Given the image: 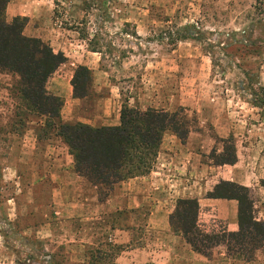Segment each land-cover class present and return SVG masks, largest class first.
<instances>
[{
  "label": "rangeland",
  "instance_id": "374dc122",
  "mask_svg": "<svg viewBox=\"0 0 264 264\" xmlns=\"http://www.w3.org/2000/svg\"><path fill=\"white\" fill-rule=\"evenodd\" d=\"M52 5L63 28L76 31L89 49L101 53L102 69L120 88L122 105L112 116L126 106L177 112L189 128L199 122L210 125L216 115L242 125L237 131L245 141L239 147L252 150L244 168L256 173L255 190L247 198L253 203L252 216L264 223V188L259 186L264 178V0H52ZM186 27L191 28L190 39H182ZM18 79L0 70V216L8 199L17 212L10 229L16 238L1 233L2 261L115 264L120 247L104 246L101 224L90 219L88 207L76 222L65 218V211L58 216L49 209L56 235L48 247L35 235L23 234L29 227L37 230L41 222L39 204L47 199L43 189L54 185L53 171L73 164L60 137L42 127L44 121L33 109H26ZM79 88L73 90L85 98L73 124L78 118H95L100 111L96 98L106 94L94 93L92 77L86 89ZM208 128L212 136V126ZM207 148L221 151L219 142L211 141ZM215 153L204 161L215 163ZM8 167L16 171L15 183L3 178ZM222 227L214 234L222 233ZM208 253L209 264H264V245L245 256H229L223 246Z\"/></svg>",
  "mask_w": 264,
  "mask_h": 264
},
{
  "label": "crops",
  "instance_id": "0c3cea01",
  "mask_svg": "<svg viewBox=\"0 0 264 264\" xmlns=\"http://www.w3.org/2000/svg\"><path fill=\"white\" fill-rule=\"evenodd\" d=\"M17 17L27 20L23 30L24 36L41 40L48 44L55 54L61 53L66 59L46 85L50 94L63 101L62 119L66 122L74 120L76 111L82 104L83 99L74 97L72 80L76 70L85 67L91 73L94 93L106 94L96 98V105L100 109L96 117L92 120L78 118L79 122L92 127L118 126L120 110L116 111V116L112 114L115 113V107L122 105L120 88L110 82V73L102 69L101 53L89 49L77 37L76 31L63 28L58 19L54 18L52 0H9L5 18L10 22ZM175 99L173 95L170 103L174 105ZM173 105L170 104V107ZM206 112L207 109H202L203 114ZM216 116L217 119L213 123L210 122V125L207 122H199L197 128L190 127L184 141L172 133H165L153 169L144 176L116 184L102 199L96 187L74 172L73 165L61 171H53L51 176L54 185L51 190L47 187L43 189L47 199L39 204L41 222L37 230L33 231L29 227L23 234L35 235L48 247L50 238H55L56 235V224L51 221L53 214L49 209L58 216L65 211V218L73 217L76 222L84 217L82 211L88 207L90 219L101 224L99 230L104 233V246L111 244L120 247L115 264H209L207 259L194 252L180 235L172 232L170 216L175 210L176 202L179 199L197 201V225L207 234L218 232L219 224L223 225L222 229L226 232H237L238 201L215 198L211 194L222 182L242 186L249 192L255 190L256 186V173L244 168L247 157L251 158L252 150L246 146L239 147L240 141H245V135L237 131L241 130L242 125ZM209 126L213 129L212 136L207 132ZM227 139H232L235 147L234 164L204 161L210 152H221L209 150V142H219L222 145L220 141ZM68 157L71 156L68 154ZM70 161L73 164V160ZM14 177L16 171L13 168L4 170L3 178L8 179V182L15 183ZM262 180L264 178L259 180L260 187ZM11 201L7 200L3 217L0 216V237L1 233H6L8 239L16 238V234L10 230L17 214ZM69 211L71 215L68 214ZM4 228L8 229V233ZM97 236L99 234L92 235L91 238L95 239ZM1 258L0 249V264H5Z\"/></svg>",
  "mask_w": 264,
  "mask_h": 264
},
{
  "label": "trees",
  "instance_id": "16d2710c",
  "mask_svg": "<svg viewBox=\"0 0 264 264\" xmlns=\"http://www.w3.org/2000/svg\"><path fill=\"white\" fill-rule=\"evenodd\" d=\"M9 0H0V70L18 76V93L26 109H33L43 119L42 127L49 128L60 137L72 157L74 172L96 187L103 196L123 181L148 174L154 166L165 133L184 141L189 127L178 119L177 112L157 111L151 108L122 107L120 123L114 127H92L62 119L63 101L46 90L48 80L66 61L61 53L55 54L48 44L24 36L25 18L8 22L5 9ZM186 37L192 38L191 28H184ZM95 51V49H92ZM91 79L85 67L76 70L72 86L87 88ZM74 97L84 99L85 95ZM222 150L215 153V164H234L235 147L232 139L221 140ZM230 145L229 147H227ZM264 188V180L261 181ZM249 190L232 183H220L211 196L238 201L237 232L223 231L219 235L207 234L197 225L196 200L179 199L170 216L172 232L180 235L194 252L210 258L209 249L223 246L229 256H245L264 245V223L251 213Z\"/></svg>",
  "mask_w": 264,
  "mask_h": 264
}]
</instances>
